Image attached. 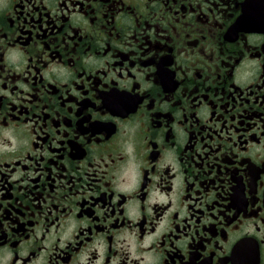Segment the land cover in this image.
<instances>
[{"label":"flooded vegetation","instance_id":"flooded-vegetation-1","mask_svg":"<svg viewBox=\"0 0 264 264\" xmlns=\"http://www.w3.org/2000/svg\"><path fill=\"white\" fill-rule=\"evenodd\" d=\"M0 264H264V0H0Z\"/></svg>","mask_w":264,"mask_h":264}]
</instances>
